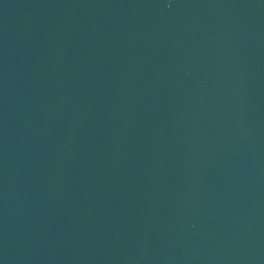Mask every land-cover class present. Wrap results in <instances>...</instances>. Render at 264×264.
Returning a JSON list of instances; mask_svg holds the SVG:
<instances>
[{
	"label": "water",
	"instance_id": "obj_1",
	"mask_svg": "<svg viewBox=\"0 0 264 264\" xmlns=\"http://www.w3.org/2000/svg\"><path fill=\"white\" fill-rule=\"evenodd\" d=\"M0 264H264V0H0Z\"/></svg>",
	"mask_w": 264,
	"mask_h": 264
}]
</instances>
